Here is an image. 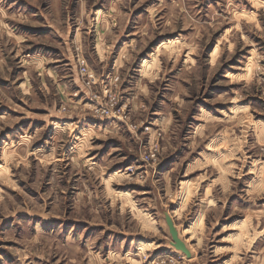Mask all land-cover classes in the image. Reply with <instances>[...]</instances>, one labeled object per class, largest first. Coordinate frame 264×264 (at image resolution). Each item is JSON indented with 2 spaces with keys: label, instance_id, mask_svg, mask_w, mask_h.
Segmentation results:
<instances>
[{
  "label": "rangeland",
  "instance_id": "374dc122",
  "mask_svg": "<svg viewBox=\"0 0 264 264\" xmlns=\"http://www.w3.org/2000/svg\"><path fill=\"white\" fill-rule=\"evenodd\" d=\"M0 264H264V0H0Z\"/></svg>",
  "mask_w": 264,
  "mask_h": 264
},
{
  "label": "built area",
  "instance_id": "2783aa9c",
  "mask_svg": "<svg viewBox=\"0 0 264 264\" xmlns=\"http://www.w3.org/2000/svg\"><path fill=\"white\" fill-rule=\"evenodd\" d=\"M77 58L78 75L80 83L87 89H90L94 81L96 80V74L91 69L83 57ZM119 101L117 95L112 94L111 91L106 92L103 95V99L93 105V112L99 116L100 119H106L116 123H122L127 126L130 130L134 131L137 129V125L132 124L128 120V115L124 110V105H118ZM149 125H145L142 128V132L150 133ZM160 148L157 143L149 142L146 149L140 153V159L144 164H150L156 161Z\"/></svg>",
  "mask_w": 264,
  "mask_h": 264
},
{
  "label": "water",
  "instance_id": "95a60500",
  "mask_svg": "<svg viewBox=\"0 0 264 264\" xmlns=\"http://www.w3.org/2000/svg\"><path fill=\"white\" fill-rule=\"evenodd\" d=\"M164 220L168 229V233L171 237L170 245L176 250L181 251L187 258L191 257L190 250L186 247L183 240L180 239L178 230L175 227L174 221L168 212H164Z\"/></svg>",
  "mask_w": 264,
  "mask_h": 264
},
{
  "label": "bare ground",
  "instance_id": "6f19581e",
  "mask_svg": "<svg viewBox=\"0 0 264 264\" xmlns=\"http://www.w3.org/2000/svg\"><path fill=\"white\" fill-rule=\"evenodd\" d=\"M182 240V239H181ZM187 247V246H186ZM188 248V247H187Z\"/></svg>",
  "mask_w": 264,
  "mask_h": 264
}]
</instances>
